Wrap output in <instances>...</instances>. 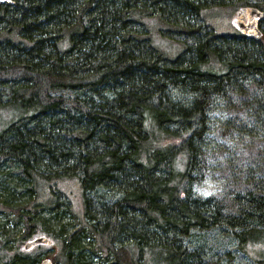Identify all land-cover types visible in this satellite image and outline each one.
I'll use <instances>...</instances> for the list:
<instances>
[{"label": "trees", "instance_id": "1", "mask_svg": "<svg viewBox=\"0 0 264 264\" xmlns=\"http://www.w3.org/2000/svg\"><path fill=\"white\" fill-rule=\"evenodd\" d=\"M232 2L264 10L0 4V110L14 113L0 119V264H211L199 235L215 229L264 264V33H218L204 17ZM161 38L183 51L169 58ZM236 132L260 137L254 159L227 152ZM214 169L224 192L203 196ZM38 236L50 248L26 250Z\"/></svg>", "mask_w": 264, "mask_h": 264}, {"label": "rangeland", "instance_id": "2", "mask_svg": "<svg viewBox=\"0 0 264 264\" xmlns=\"http://www.w3.org/2000/svg\"><path fill=\"white\" fill-rule=\"evenodd\" d=\"M249 3H258L260 0H246ZM239 6L232 2L228 6L225 7H215L212 9H206L204 10V17L205 21L210 24L216 32L223 33V34H237L239 32L235 20H236V14L238 11ZM262 28H264V23L262 24ZM173 35V34H172ZM171 36V35H170ZM174 38H180L178 35L173 36ZM159 49L169 58H174L177 55H179L184 47L179 44L176 41L168 40L161 38L156 41ZM192 44V42H189ZM225 111H222L221 109H218L215 113L211 114L213 116H225L226 114H222ZM222 114V115H221ZM14 113H11L8 110H0V119L4 120L9 116H13ZM4 124L0 121V127ZM238 136V137H237ZM231 137L232 145L229 147H233L235 145L237 147V150L239 148V151L236 153L233 151H227L231 155L236 157H241L240 163L248 162L249 160H252L255 158L257 152H258V145L257 141L258 139H255V141L249 139V138H260L255 137L249 132H242L239 133H232ZM237 137V139H236ZM242 138V139H238ZM222 139V138H220ZM225 142V140H222ZM213 175L216 176L220 174V169H214ZM211 175V174H210ZM206 177L204 182L197 187V191L201 193L203 196H211V195H220L224 192L223 186L224 183L222 180L216 176L213 177V175ZM65 184L72 185L71 182H66ZM226 189V188H225ZM24 231L23 226H20V233ZM200 243L203 245L204 242H206L208 245L206 252L208 254V259L211 261V264H258L251 258L247 256L245 252H242L240 249L237 248V242L235 239L228 233H223L222 230L215 229L210 232L200 234L199 235ZM210 247V248H209ZM50 246L44 245V250L49 249Z\"/></svg>", "mask_w": 264, "mask_h": 264}, {"label": "water", "instance_id": "3", "mask_svg": "<svg viewBox=\"0 0 264 264\" xmlns=\"http://www.w3.org/2000/svg\"><path fill=\"white\" fill-rule=\"evenodd\" d=\"M14 4L15 0H0V4ZM264 22V10L257 6L246 5L238 9L236 14V25L239 31L247 38L252 40H259L263 35L262 24ZM53 243L47 236H38L25 243L26 250L33 248L36 245L45 244L50 245ZM41 264H54L51 258H44Z\"/></svg>", "mask_w": 264, "mask_h": 264}]
</instances>
